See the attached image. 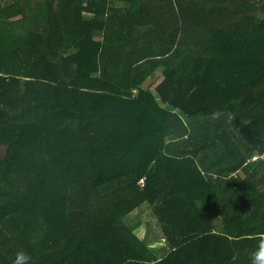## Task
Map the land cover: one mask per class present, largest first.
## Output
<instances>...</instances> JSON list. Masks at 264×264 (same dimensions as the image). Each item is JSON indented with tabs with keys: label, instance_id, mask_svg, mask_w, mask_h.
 <instances>
[{
	"label": "trees",
	"instance_id": "obj_1",
	"mask_svg": "<svg viewBox=\"0 0 264 264\" xmlns=\"http://www.w3.org/2000/svg\"><path fill=\"white\" fill-rule=\"evenodd\" d=\"M110 2L0 1V264H252L264 0Z\"/></svg>",
	"mask_w": 264,
	"mask_h": 264
},
{
	"label": "rangeland",
	"instance_id": "obj_2",
	"mask_svg": "<svg viewBox=\"0 0 264 264\" xmlns=\"http://www.w3.org/2000/svg\"><path fill=\"white\" fill-rule=\"evenodd\" d=\"M1 3L5 6H7L8 4L11 3L12 0H0ZM112 4V6H123L122 4L118 3L117 0H111L110 2ZM161 74L162 73H158L157 76L155 78H153V80H151L149 82V84L146 86V88L148 87H151V86H157L158 83H161V81L159 79L162 80V77H161ZM160 76V77H159ZM150 209L149 208H144V209H140L136 215H134L133 217L131 218H128L127 220V223H130V224H136L138 225V227L140 228H151V233H150V239L153 235H159V232L157 230V227H156V224L153 220V217L151 216V213H150Z\"/></svg>",
	"mask_w": 264,
	"mask_h": 264
},
{
	"label": "clouds",
	"instance_id": "obj_3",
	"mask_svg": "<svg viewBox=\"0 0 264 264\" xmlns=\"http://www.w3.org/2000/svg\"><path fill=\"white\" fill-rule=\"evenodd\" d=\"M252 264H264V239L260 241L256 251L252 254Z\"/></svg>",
	"mask_w": 264,
	"mask_h": 264
},
{
	"label": "crops",
	"instance_id": "obj_4",
	"mask_svg": "<svg viewBox=\"0 0 264 264\" xmlns=\"http://www.w3.org/2000/svg\"><path fill=\"white\" fill-rule=\"evenodd\" d=\"M36 20L40 22L39 27H38V25H36V27L38 29L40 28L43 32H46L47 27H46V24H44V21H46L45 15H40L38 18H36ZM159 80L162 81L161 79H159ZM150 81H148V82H150ZM263 160H264V157H263Z\"/></svg>",
	"mask_w": 264,
	"mask_h": 264
},
{
	"label": "built area",
	"instance_id": "obj_5",
	"mask_svg": "<svg viewBox=\"0 0 264 264\" xmlns=\"http://www.w3.org/2000/svg\"><path fill=\"white\" fill-rule=\"evenodd\" d=\"M256 160H257V158H255V161H256ZM141 183H144V180H142V181L140 182V184H141Z\"/></svg>",
	"mask_w": 264,
	"mask_h": 264
}]
</instances>
